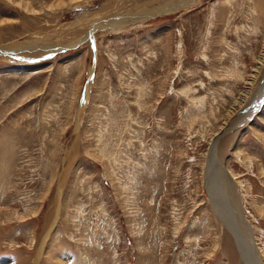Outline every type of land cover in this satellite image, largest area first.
Segmentation results:
<instances>
[{
  "label": "rangeland",
  "instance_id": "rangeland-1",
  "mask_svg": "<svg viewBox=\"0 0 264 264\" xmlns=\"http://www.w3.org/2000/svg\"><path fill=\"white\" fill-rule=\"evenodd\" d=\"M118 4L0 0V264H247L227 180L264 264V0Z\"/></svg>",
  "mask_w": 264,
  "mask_h": 264
},
{
  "label": "bare ground",
  "instance_id": "bare-ground-1",
  "mask_svg": "<svg viewBox=\"0 0 264 264\" xmlns=\"http://www.w3.org/2000/svg\"><path fill=\"white\" fill-rule=\"evenodd\" d=\"M117 1L119 2L118 4L119 8L118 7L113 8V9L115 8L116 9L113 11L112 16H116L117 14H119V12H122L123 15L126 16L125 17V20H126L128 16H130L129 14L139 15L140 19H142V18L147 17L148 15H155L157 13H162V12H172V10L180 9L185 5L193 4L197 0H117ZM154 3H157V4L153 5ZM150 5L154 7L150 8L149 7ZM139 17L136 16L135 18H139ZM67 29L68 27L66 28L59 27L55 30V34L57 36L64 38V35H65L64 32H66ZM163 35L160 37H163ZM79 41L80 40L76 41V43L77 42L79 43ZM61 48H64V47H61ZM56 49L57 47L52 50L56 51ZM262 71H264V54L260 58H258L256 67H254L252 70V73L249 74L248 77H246L247 78L246 84L249 87L248 90L247 91L244 90L240 92L237 99L235 100L238 107H234L233 110L235 109L234 111H236V108L237 109L240 108V111L242 112L243 116L245 115L244 119L251 115L250 112L253 111L254 113L257 109H259V107L261 106L262 100L264 99V78L262 80V77H263ZM260 83H262L263 86L262 85L260 86ZM188 90H191V88H188ZM256 101H260L259 106L257 104H253L252 106H249V104L255 103ZM256 105H257V109L253 110L252 109L254 108L253 106H256ZM242 108H245V110H242ZM246 110L247 112H245ZM262 111L261 113H263L264 115V108ZM236 112H230L229 116L232 120H230V122L226 126H224L222 130H220V133H223V135L227 133L237 123L235 119H240L242 117L241 114H238ZM225 129L227 130L224 132ZM215 160H216V157H214L211 160V163L208 167V172L210 171L211 165L213 162H215ZM223 168H221V172L224 174L226 172V168L224 169ZM220 185H223L222 180H220ZM225 186H226V189H222V190L228 193V197H227L228 201H225V199L223 200V197L222 198L219 197L221 193L220 192L221 189L213 191L214 193L213 195H215V199L213 203L215 211L218 212V214L220 215L224 225H228L232 227V229L234 230H236L237 228V232H235L236 234L235 239L238 245V249L241 253L242 261L246 262L247 264H256L255 260L258 261V258H256V255H257L256 253H259V252L258 251L254 252V250L247 247L249 243L251 245L252 244L254 245L253 247L254 249L256 248L255 243L253 241L254 236L252 237V233L250 232V227L249 226L247 227L246 222H244V219H243V213H241L242 192L240 190V185L236 181L232 183L230 180H227V182L225 183ZM209 190L212 192L211 187L209 188ZM224 207L225 209L227 208L228 210H230V208L231 209L233 208V211L237 214L238 220L237 222L235 221L236 223L234 222L235 225L233 221H231L232 219L231 220L227 219L228 218L227 216L229 215H228V212H226L227 209L225 210Z\"/></svg>",
  "mask_w": 264,
  "mask_h": 264
}]
</instances>
